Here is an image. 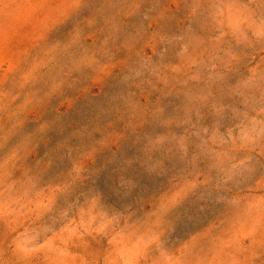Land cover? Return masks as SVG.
I'll list each match as a JSON object with an SVG mask.
<instances>
[{
    "label": "rangeland",
    "instance_id": "1",
    "mask_svg": "<svg viewBox=\"0 0 264 264\" xmlns=\"http://www.w3.org/2000/svg\"><path fill=\"white\" fill-rule=\"evenodd\" d=\"M0 264H264V0H0Z\"/></svg>",
    "mask_w": 264,
    "mask_h": 264
}]
</instances>
